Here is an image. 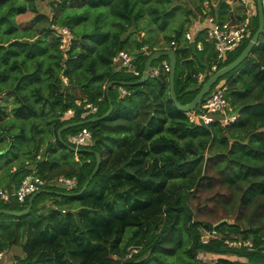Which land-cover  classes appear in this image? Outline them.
I'll list each match as a JSON object with an SVG mask.
<instances>
[{
	"label": "trees",
	"instance_id": "obj_1",
	"mask_svg": "<svg viewBox=\"0 0 264 264\" xmlns=\"http://www.w3.org/2000/svg\"><path fill=\"white\" fill-rule=\"evenodd\" d=\"M29 1L34 3V0ZM25 2L0 0V28L4 26L6 33V37L0 40V94L10 90L8 95L15 96L14 116L10 118L6 119L8 113L3 103H0V142H8V146L3 143L0 145V155L8 156L5 162L12 161L19 157V147L25 141L30 145L25 152L31 154L30 162L34 168L33 165L29 166V162L23 161L18 163L15 171H11V163L6 168L9 169L7 174L0 173V185L3 186V178L10 173L18 187L28 172L36 170L47 180L59 175L76 176L78 183L72 189L52 185L47 187L80 191L97 164L95 151H98L101 154L100 166L88 187L80 194H59L67 206L73 208L67 214L75 215L74 209L92 212L89 203H94L90 201H100L106 185H111L113 192L127 186L134 192V186L139 184L146 187L148 192L165 186L168 195L163 208L166 217L152 232L146 233L144 228L137 227L131 235L128 234L123 245L118 244L124 222L117 219L109 227L113 229L111 234H106L105 228L99 229L103 240L111 242L105 254L88 262V254L82 256V252L79 255L82 240L79 245L64 240L66 246L62 241L61 247H55L61 261L64 264H264V31L248 57L222 76L227 80L226 95L234 106L237 119L227 126H223L220 120L205 124L191 119L186 111L177 107L170 96L168 71L144 83H134L141 77L149 56L141 49L148 42L156 40L153 35L154 24L160 29L172 28L176 8L181 7L189 16L188 7L178 4L168 8L165 0H62L59 1L60 10L68 3L76 5L65 9L58 20L59 25H67L73 33L69 44L62 48L59 27L43 25L28 30L20 27L17 16L28 11L36 14L32 26L46 18L45 14L38 12L37 7L29 8ZM217 4L213 3L210 9L203 7L202 14L207 12L216 15L221 21L236 17L229 3L218 0ZM78 8H83V11L79 12ZM147 11L150 16H145ZM244 16L245 13L241 18ZM253 17L251 36H247L235 51L230 52L226 60H221L219 67L233 61L257 30V4ZM187 20L190 22L189 18ZM132 26L138 30L136 37L132 34ZM185 29L184 22L172 28V34L165 33L168 42L177 40L181 44L177 48L175 88L182 103L196 96L203 84L198 82L197 75L201 71L211 70L216 61V53L210 43H206L205 50H199L195 43H183ZM142 30H146L148 36L145 34L140 38ZM121 49H128L135 55L134 62L139 74L116 70L113 56ZM111 80L115 82L107 91V84ZM123 81L128 82L126 86L130 93L122 97L118 86ZM89 102L98 105V111L84 116V106ZM111 105L113 109L107 116L75 124L62 131L63 139L71 144L69 134L88 127L94 138V142L87 147L91 150L75 151L61 140L58 135L61 126L102 116ZM69 109H74L73 114L65 116ZM42 117L55 135L43 154L39 151L44 140L42 132L46 130L38 122H42ZM15 120L23 121L18 131H12L7 126L14 124ZM24 120L32 121L29 129L24 125ZM137 125L140 127L138 133ZM31 142L34 147H31ZM125 147L129 148L128 153L122 156V165L131 163V155L137 156L135 152L139 147L156 156L148 174L137 173V182L120 187L116 179H120V176L114 177L118 168H114L112 159L117 150ZM202 166L203 171L200 170ZM110 169H113L112 173H109ZM129 169L135 172L132 167ZM22 171L24 174H21ZM146 196L137 203L151 206L152 195ZM121 198L127 199V193ZM195 198L198 204L193 206ZM3 203L0 202V207L20 210L27 207L29 197L24 203L17 202V207ZM200 209H204L206 214ZM62 211L67 210L63 208ZM125 211L117 213V216H123ZM54 212L53 205H49L45 211L48 216L44 211L40 216L49 225ZM67 214L62 217L67 218ZM199 214L207 215L210 219L201 218ZM133 215L135 223L137 219L149 218L147 215L142 217L141 210L135 211ZM21 216L0 213V250L13 244L14 239L7 238L4 231ZM97 217L95 215L93 218L99 221ZM222 218L226 220L216 224ZM212 228H216L220 236L204 241L202 233ZM94 229L89 226L87 231ZM60 230V227H56L50 233L43 231L51 237H57ZM89 237L91 239L92 234ZM227 238L251 239L253 245L233 247L225 242ZM103 240L94 237L90 247L85 243L86 248L83 250L99 247ZM136 245L140 249L132 257H127L131 247ZM67 252L69 256H74L76 262L67 260ZM232 255L236 258H231ZM12 264L39 263L19 256V262Z\"/></svg>",
	"mask_w": 264,
	"mask_h": 264
},
{
	"label": "rangeland",
	"instance_id": "obj_2",
	"mask_svg": "<svg viewBox=\"0 0 264 264\" xmlns=\"http://www.w3.org/2000/svg\"><path fill=\"white\" fill-rule=\"evenodd\" d=\"M21 1H24V0H21ZM59 1L61 2L62 0H34V3L32 1L26 0L25 3L28 5L29 8L32 6L37 7L38 12L45 14L46 18L44 21L39 22L40 24L38 23L39 24V25L37 24L38 26L37 25L32 26L33 25L32 19L34 18V15L36 14L33 11L32 12L28 11L26 13H23L17 16L20 27H22V29L24 30H28V28L30 27H32L33 29H36L37 27L45 25L51 28L59 27V28L68 30L69 27L67 25H59L58 20H60L61 16L65 13V9H68V7L74 8V6L76 5L74 4L71 5L70 3H68L66 4L65 8L62 7L63 9L60 10L58 9V7H60ZM68 1H71V0H68ZM224 1L229 3L230 6L234 5L235 7L237 6L238 9H241L240 14H237L236 17L229 19V20L232 22L241 21L242 20L241 15H243V12L245 13L247 11V8H246L247 5H245L242 2V0H224ZM155 3H158V2L155 1ZM165 3L168 4V8H173L177 6L178 4L183 5L182 7H188L190 11L189 16L182 10L181 7H177L176 10L174 11V19L172 21L174 25V27L172 28H176L180 23H184V22L187 28L192 21L194 23L195 19H198L200 16H202L201 10L203 7H207L206 5H209V4L212 6L213 3L217 4L218 0H209L208 4L205 3V0H203V2L201 0H165ZM216 6L219 8V4H217ZM255 7H256V4H255ZM78 11L79 12L83 11V8H78ZM145 16H150V12L147 11L145 13ZM186 18H189L190 22L188 20L186 21ZM172 28L168 27L166 29H160L157 25L155 26L154 24L155 31L153 32V35L155 36L156 40L153 41L152 43L148 42L147 46H149L150 48H154L156 47L157 44H159L157 46H160L162 45V43L167 42L168 39L165 37V33L167 32V33L172 34L173 33ZM131 30H134L132 31V34L133 36L136 37L137 32H138L137 28L132 26ZM145 34L146 36H148L147 31L142 30L139 34L140 38L143 35L145 36ZM3 37H6L4 26L0 28V40H2ZM62 40H64V38H62ZM245 40L246 38H244L243 42ZM60 46L64 47V43L61 42ZM141 50H143V48ZM161 59H162L161 57L155 59L154 63H157ZM124 69L125 68H123L121 71L125 72ZM150 78L152 79L153 77H150ZM224 78L225 77H221L217 82L220 83ZM197 79H198V75H197ZM198 82L200 81L198 80ZM218 83L213 84L211 91L214 90V88L216 87ZM9 92L10 90H6L2 92V94H0V103H3L2 104L4 105L3 108L8 113V115L6 116V119L9 116L11 117L14 116L13 107L15 104V96L12 94L8 95ZM160 101L164 103V100L161 98H160ZM194 110H197V109H194ZM2 114L4 115L5 113H2ZM24 121H25L24 125L26 126V128L29 129V126L31 125L32 121L31 120H24ZM41 121L42 122L38 120L40 125L42 124L46 130L45 132L44 131L42 132L44 134V137H43L44 140L41 144V147H40L41 149L39 151L41 154H43L46 147H48L50 140L55 139V135H54V131L50 129L51 126L47 124L48 122L43 117L41 118ZM22 123H23L22 120H19V121L15 120L14 124H7V126H9L12 131H18ZM138 130H140V127L137 125L136 133H138ZM27 132L30 133V130H28ZM37 136L39 137L40 135H37ZM2 143L5 146H8V142L6 140H4L3 142H0V145ZM32 146L34 147L33 142H31V147ZM29 147L30 145H27L24 141L19 147V157L18 156L15 157L12 161L8 163L5 162V159L8 156L5 154L0 155V168H1L0 173L4 172L7 174L9 172V169L7 170L6 168H8L11 163H13V167L11 171H15L16 166L19 165L18 163H22L23 161L29 162V166L31 167L33 165V163L30 162L31 154H29L27 151L25 152V150L28 149ZM127 148L129 147H125V148L117 150V153L114 154V157L112 159L114 160L112 165L114 166V168H118L116 170L118 172L114 174V177L120 176V179L116 177V179L119 181L118 183L120 187H123V186L125 187V185L128 183L130 184V183L137 182V176H136L137 173L140 175L148 174V170L151 167V162L156 156L154 153L150 151L146 153L144 150H142L143 149L142 147H139L137 148L135 152V154L137 153V156L128 154V155H131V158H130L131 163L128 164L126 162L124 165H122L123 164L122 156L128 153ZM63 152L67 153L68 151L63 150ZM76 157L79 158L78 155H76ZM129 167H132L135 170V172L130 171ZM112 170L110 169L109 173H112ZM200 170L203 171V166L200 168ZM32 172L33 170L28 172V174ZM21 174H24V172L22 171ZM192 182L194 185L195 179ZM47 185H52L53 187H58V188L62 187L60 186V183L57 180V176L47 180L46 184L44 185V188H51V187H47ZM3 186L10 195V199L6 200L3 204L17 207L18 206L17 202L19 201L16 199V196L14 194V191L17 185L10 173L7 177L3 178ZM127 187L123 188L122 190L120 189L119 191L115 190L116 192H113V190L111 189V185H106L105 193L102 196H100V201H98L97 199H92L90 201L94 203V204L89 203V205L92 208V212L87 213L84 210L74 209L75 215L72 213L67 214L73 208H70L69 206H67L68 204L65 203V201L60 197L58 193L57 195L51 192L40 193L38 196L35 197L34 207L32 209V212L22 215L19 218V220L15 219L13 225L4 231V235L9 239L13 238L14 242L12 245H10L9 248H6L7 249L6 257L1 259L0 264L18 263L19 256H23L24 258L27 257V260L29 261L37 260L39 264H64L61 261V257L57 256L55 252V247L60 246L61 245L60 243L62 241H63L64 246L67 245V242H64V240L65 241L69 240L73 242V244L76 243L77 245H79L80 244L79 241L82 240L83 241L81 243L82 245H80V248L82 249L79 252V255H81L82 252H83L82 256H86L88 254V258H89L88 262H89L93 260L94 257H99L105 254V252L109 250V246H111V242L110 240H103L104 238L103 236H101L99 229L105 228L106 229L105 233L111 234L113 232V229H109V227L117 219L124 222L123 227L120 228L121 233L119 236L118 244L123 245L126 242V238L128 234L131 235L133 233V230L137 229V227L144 228L146 230V233L152 232L153 230L157 228L156 225L161 224L162 221L164 220V217H166L165 209H163L164 204L168 198L166 187L164 186L163 189L161 188L153 192H148L146 191V187L141 186L139 184V185L134 186L135 193L132 192ZM54 190L63 191V192H72V191H64V190H59V189H54ZM128 191L131 193V196H134L137 199L134 200L130 196ZM126 193H127L128 198L127 199L121 198V195H125ZM146 195H152L153 204L151 206L137 203V201L143 200V198L147 197ZM57 200H59L58 203L55 202ZM118 200H120L121 203L118 202ZM0 202H3V201L0 200ZM132 204H135V205L132 206ZM197 204H198L197 198H195L193 201V206H196ZM49 205H53V207L55 208V212L53 214V218H51L50 220V224L48 225L47 220L42 218L40 214H42L43 211L45 213V211L49 209ZM112 207H115V209L111 210ZM63 208H66L67 211L66 212L62 211ZM139 210H141L142 212V217L144 215H147L149 218L143 219V220L137 219V223H135L133 214L135 213V211L137 212ZM124 211H125V214L123 216H117V213H123ZM200 211L206 214L204 209H200ZM64 214L68 215L67 218L62 217ZM204 214H199L198 216L201 218L210 219L209 216L204 215ZM45 215L46 217L48 216L47 213H45ZM95 215L99 217V221L96 220V218L95 219L93 218L95 217ZM72 216H73L72 221H70V218ZM89 226H93L95 227V229L91 232L87 231ZM56 227L61 228L60 233L57 237H51L49 234L43 231V230H46L48 233H50ZM91 234H92V238L90 239L89 235ZM97 236L101 237V239L103 240L102 244L99 245V247H94L92 249L88 248V249L83 250V248H86L84 244L87 243L90 247V245L92 244L91 240L93 241L94 237L96 238ZM111 237H114V235H112ZM93 253L95 254L93 255ZM66 256H67L68 261L76 262L75 259L73 260L74 256L72 255L69 256L68 252L66 253ZM230 257L236 258L235 255H232ZM155 264H158V263L156 262Z\"/></svg>",
	"mask_w": 264,
	"mask_h": 264
},
{
	"label": "built area",
	"instance_id": "obj_3",
	"mask_svg": "<svg viewBox=\"0 0 264 264\" xmlns=\"http://www.w3.org/2000/svg\"><path fill=\"white\" fill-rule=\"evenodd\" d=\"M247 5V14L243 20L237 23L221 22L212 14H206L200 19L196 20L190 25V28L185 32L186 42L189 44H196L199 50H205L206 43H210L216 53V61L212 64L211 70L205 73H199L198 80L203 81L211 71L218 69L221 60H226L229 53L237 49L242 43L244 38L250 33L253 15L256 12L254 0H242ZM205 3H209V0H205ZM61 32V42L64 43L65 48L73 37V33L68 28L65 30L59 28ZM64 38V40H62ZM179 43L177 40L171 41L170 47H178ZM144 53H149V46H143ZM135 56L126 49L119 50L113 56V64L117 70L131 71L135 74H139L140 71L134 62ZM170 70V61L168 58H164L160 63L153 64L150 69L151 76H158L163 72ZM228 83L226 80L221 81L216 85L212 92L205 96L204 99L198 106L197 110H192L189 113L191 119L196 121L209 124L212 121L220 120L223 126H227L237 119V113L234 110V106L227 97ZM121 96L129 93V90L121 86ZM80 103V100H79ZM85 111L83 115H89L95 113L98 110V105L94 103H87L84 106ZM74 109H69L65 112V116L73 114ZM219 115V118H216ZM64 116V118H65ZM69 142L77 147L90 146L94 142L93 133L88 127H83L75 133H71L68 136ZM34 168V166H33ZM57 180L60 186L66 189H72L77 186L78 179L76 176L68 177L65 175L57 176ZM47 179L42 177L33 170L32 173L27 174L21 181L18 187H16L14 194L16 199L20 203H24L27 198L34 192L44 188ZM10 199L9 193L5 188L0 185V200L5 202ZM220 233L216 228L206 229L202 233L204 241L209 240L210 237H219ZM225 242L233 247H241L243 245L252 246L253 242L251 239L242 238H227ZM139 246H132L127 257H132L135 252L139 250ZM7 249L0 250V261L6 257ZM199 256H201L199 254Z\"/></svg>",
	"mask_w": 264,
	"mask_h": 264
},
{
	"label": "water",
	"instance_id": "obj_4",
	"mask_svg": "<svg viewBox=\"0 0 264 264\" xmlns=\"http://www.w3.org/2000/svg\"><path fill=\"white\" fill-rule=\"evenodd\" d=\"M257 7H258V16H259V26H258L257 30L255 31V33L252 35V37L249 40L246 47L233 61H231L230 63H228L222 67H220L217 71H215V73L210 75V77L203 83L201 89L199 90V92L196 94V96L191 101L186 102V103H182L178 99V95H177L176 88H175V86H176L175 75H176V68H177V52L174 48L156 49L155 51H153L151 53V55L145 61L143 75L141 76V78H139L134 83L141 84V83H144L145 81H147L150 77V69H151L152 61L161 55H166L169 57L170 62H171V69H170V96H171V98L173 99V101L175 102L177 107L183 111H190V110L194 109L198 104L201 103L204 96L210 91L212 85L215 84L221 76H223L224 74H226L230 70L234 69L244 59H246L248 57V55L250 54V52L252 51L255 44L258 42L261 33L264 31V4H263V0H257ZM250 34L251 33H248V35H250ZM114 82H115L114 80H111L108 82L107 91L110 89V86ZM124 84H128V83L125 82ZM112 109H113V106L111 105L109 110L105 114H103L102 116H94V117L88 118L87 120H81L78 122L66 123L59 128L58 135L60 136L62 141H64L66 144H68L75 151L91 150L90 148L77 147V146L69 144L68 142H66L63 139L62 131L65 128H68V127L75 125V124H84L86 122L93 121L96 118L105 117L108 114H110ZM216 118H219V115H216ZM95 153H96V157H97V164H96L94 170L92 171L90 177L87 179V181L85 182V184L83 185V187L80 191L63 192V191H55L54 189H51V188H42V189L34 192L33 194H31V196L29 198V204L26 208L17 210V209L0 207V213H8V214L18 215V216L28 214L32 209L35 197L38 196L42 192H54V193L56 192V193L62 194V195L80 194L81 192H83L88 187L91 180L94 178L95 174L97 173V171L99 169L100 162H101V154L98 151H95ZM225 220L226 219L223 218V219L219 220V222H217L216 224H219ZM232 221H234V220H232Z\"/></svg>",
	"mask_w": 264,
	"mask_h": 264
},
{
	"label": "clouds",
	"instance_id": "obj_5",
	"mask_svg": "<svg viewBox=\"0 0 264 264\" xmlns=\"http://www.w3.org/2000/svg\"><path fill=\"white\" fill-rule=\"evenodd\" d=\"M254 2H255V0H254ZM255 4H257V0H256ZM263 4H264V0H263ZM246 8H247V7H246ZM257 8H258V7H257ZM255 13H256V12H255ZM206 14H207V12H206ZM246 14H247V11L245 12V16H246ZM212 15H213V14H212ZM204 16H205V15H204ZM204 16H203V17H204ZM214 16H215L218 20H220L216 15H214ZM245 16H244V17H245ZM254 16H255V14H254ZM243 19H244V18H243ZM243 19H242V20H243ZM220 21H221V20H220ZM221 22L223 23V22H227V21H221ZM228 22H232V21L228 20ZM239 22H240V21H239ZM232 23H237V22H232ZM252 24H253V18H252ZM252 24H251V27H252ZM250 33H251V30H250ZM249 36H251V34L248 35V37H249ZM178 43H179V42H178ZM183 43L188 44L186 41H184ZM145 45H146V44H145ZM180 45H181V44L179 43V46H178V47H167V48H174V49L176 50V52H177V48H179ZM165 46H167V45H166V44L163 45V43H162V45L159 46V47H162V48H156V47H154V48H150V47H149V53H144V54H145L146 56H147V54L150 56L151 53H152L153 51H155L156 49H164ZM126 50H128V49H126ZM143 50H144V49H143ZM234 51H235V50H234ZM144 52H145V51H144ZM133 55H134V54H133ZM134 56H135V55H134ZM149 56H148V57H149ZM166 57H168V56H166ZM163 58H164V57H163ZM168 58H169V57H168ZM177 60H178V54H177ZM169 61H170V59H169ZM113 65H114V64H113ZM152 65H153V64H151V67H152ZM219 68H220V67L218 66V69H219ZM170 69H171V62H170ZM218 69H217V70H218ZM116 70H117V69H116ZM217 70H215V71H217ZM119 71H121V70H119ZM209 71H210V70H209ZM215 71H211V73H209L208 76L206 75L205 79H204L203 81H200V82H201V83H204V82L207 80V78H208L213 72H215ZM126 72H130V71H126ZM143 72H144V70L142 71V75H143ZM168 72L170 73V70H169ZM201 72H202V71H201ZM201 72H200V73H201ZM205 72H208V71H205ZM205 72H202V73H205ZM165 73H167V71H166V72H163V73H161V74H165ZM161 74H160V75H161ZM142 75H141V76H142ZM160 75H158V76H160ZM150 77H155V76H151V75H150ZM150 77H149V78H150ZM221 77H222V76H221ZM221 77H220V78H221ZM140 78H141V77H140ZM220 78H219V79H220ZM219 79H218V80H219ZM223 80H226V79L224 78ZM223 80H222V81H223ZM226 81H227V80H226ZM124 83H125V82L123 81V82H121V85L118 86L120 96H121V91H120V90H121V86L127 88V89L129 90V93H130V89H129V88L126 86V84H124ZM127 83H128V82H127ZM216 83H218V82H216ZM202 85H203V84H202ZM212 86H213V85H212ZM211 88H212V87H211ZM210 91H211V89H210ZM210 91H209V92H210ZM211 92H212V91H211ZM211 92H210V93H211ZM210 93H208V95H209ZM124 96H125V95H124ZM205 96H206V95H205ZM205 96H204V97H205ZM122 97H123V96H122ZM203 99H204V98H203ZM197 106H199V104H198ZM197 106H196V107H197ZM196 107H195V108H196ZM195 108H194V109H195ZM194 109H192V110H194ZM197 109H198V108H197ZM192 110H190V111H192ZM97 111H98V110H97ZM190 111H186L188 115H189L188 112H190ZM95 113H96V112H95ZM71 145H73V144H71ZM74 146H75V145H74ZM83 147H84V148H87L88 146H83Z\"/></svg>",
	"mask_w": 264,
	"mask_h": 264
},
{
	"label": "crops",
	"instance_id": "obj_6",
	"mask_svg": "<svg viewBox=\"0 0 264 264\" xmlns=\"http://www.w3.org/2000/svg\"><path fill=\"white\" fill-rule=\"evenodd\" d=\"M207 6V9H210V7H211V5L209 4V5H206ZM244 9V8H243ZM230 10H231V12H232V14L234 15V14H240L241 13V9H238V7L236 6H234V5H232V6H230ZM244 13V12H243ZM205 15H206V12H205ZM202 16H204L203 14H202ZM202 16H200L198 19H200ZM231 18H234V17H231ZM198 19H195V21L196 20H198ZM191 24H193V21L189 24V26L185 29V32L190 28V25ZM185 32H184V35H183V42L186 40V38H185ZM163 44H166L167 46H165V48H167V47H170L171 46V41H167V42H165V43H163ZM189 44V43H188ZM157 45H159V44H157ZM156 45V48H162V47H159V46H157ZM186 45V44H185ZM187 46H189V45H187ZM148 53V52H147ZM161 56H166V55H161ZM161 56H159V57H157V58H160ZM157 58H155V59H157ZM162 59L161 60H159L157 63H154V60L152 61V64H158V63H160L164 58H168V57H161ZM169 59V58H168ZM147 60V59H146ZM143 70H144V67H143Z\"/></svg>",
	"mask_w": 264,
	"mask_h": 264
}]
</instances>
